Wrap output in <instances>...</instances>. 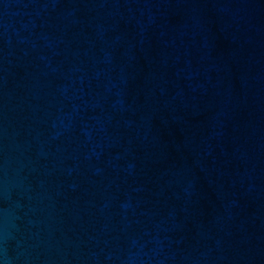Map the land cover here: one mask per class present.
Listing matches in <instances>:
<instances>
[{"label":"water","instance_id":"95a60500","mask_svg":"<svg viewBox=\"0 0 264 264\" xmlns=\"http://www.w3.org/2000/svg\"><path fill=\"white\" fill-rule=\"evenodd\" d=\"M0 264H264V0H0Z\"/></svg>","mask_w":264,"mask_h":264}]
</instances>
